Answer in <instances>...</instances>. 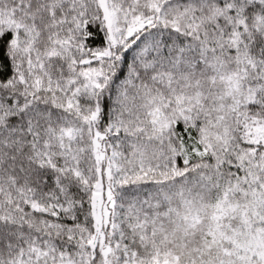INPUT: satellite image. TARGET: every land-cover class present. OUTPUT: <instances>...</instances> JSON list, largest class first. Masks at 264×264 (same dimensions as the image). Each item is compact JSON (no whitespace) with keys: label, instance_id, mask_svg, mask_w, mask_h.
<instances>
[{"label":"snow or ice","instance_id":"6c2138e0","mask_svg":"<svg viewBox=\"0 0 264 264\" xmlns=\"http://www.w3.org/2000/svg\"><path fill=\"white\" fill-rule=\"evenodd\" d=\"M0 264H264V0H0Z\"/></svg>","mask_w":264,"mask_h":264}]
</instances>
